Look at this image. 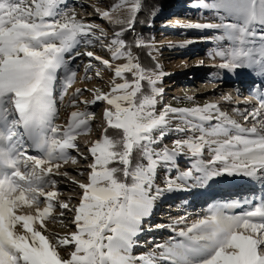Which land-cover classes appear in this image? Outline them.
Returning a JSON list of instances; mask_svg holds the SVG:
<instances>
[{
	"label": "snow or ice",
	"instance_id": "obj_1",
	"mask_svg": "<svg viewBox=\"0 0 264 264\" xmlns=\"http://www.w3.org/2000/svg\"><path fill=\"white\" fill-rule=\"evenodd\" d=\"M64 2L0 0V264H264V198L251 210L238 214H229V210L238 206L239 200L215 204L208 214L178 231L172 227L174 234L168 241L155 244L151 253L133 255L157 197L165 191L182 190L181 183L169 179L166 189L156 188L153 193L154 176L162 162L187 154L200 157L207 149L211 159L197 160L199 175L193 176L189 169L180 176L181 182L190 178L202 186L224 174L264 182V121H257L259 127H245L213 103L184 109L166 105L156 114V97L163 93L156 84L165 74L156 73L155 79L149 75L133 55V45L121 38L125 30L133 29L142 0H132L129 11L133 19L107 46L111 51L115 45L113 58H127L114 69L115 77L123 82L113 81L109 93L98 92L93 101H83L112 105L114 110H106L104 115L108 127L120 131L109 136L106 128L102 139L89 148L94 162L89 182L78 184L83 190L79 204L74 208L59 204L62 210L75 212L72 223L76 231L52 244L33 227L36 221L42 224L55 207L52 201L57 193L45 191L49 184L56 185L51 179L53 168L58 166L54 161L69 159V149L78 148L77 131L86 129L91 117V113L73 111L67 126L53 122L57 115L54 85L57 71L66 67L65 54L82 40L92 45L101 39L94 34L95 25L78 21L75 13H62L59 5ZM204 7L215 10L221 24L187 27L223 28L225 34L218 39H227L229 46L211 54L223 61L217 67L235 75L244 70L254 75L258 72L259 85L254 87L264 89V0H213ZM101 15L103 18L108 13ZM195 42L207 41H190ZM134 46L152 47L139 38ZM83 55L111 67L108 60L91 51ZM126 73H131V80ZM143 80L149 82L150 95L142 94ZM70 82L71 77L66 86ZM81 91L77 89V93ZM138 95L142 96L139 100ZM169 114L184 124L176 127L177 132L199 135L177 139L171 149L157 151L153 145L167 135ZM243 116L246 122L250 117H264V95L259 107ZM213 120L217 121L213 127H204V122ZM33 149L42 155L30 154ZM136 152L146 163L133 165ZM41 197L45 198L42 209ZM25 206H35L36 214H24ZM17 226L30 233V238L18 234ZM66 245L74 246L68 258L57 250V246Z\"/></svg>",
	"mask_w": 264,
	"mask_h": 264
},
{
	"label": "rangeland",
	"instance_id": "obj_2",
	"mask_svg": "<svg viewBox=\"0 0 264 264\" xmlns=\"http://www.w3.org/2000/svg\"><path fill=\"white\" fill-rule=\"evenodd\" d=\"M181 1L180 5L170 3L166 8L153 12L152 17L155 21V27L149 41L144 37L143 39L142 37H135V40L139 38L152 46L151 48H147V53L156 62V68H147L143 66L142 61L138 58L140 64L142 63V67L149 70L148 74L154 79L156 78V73L163 72L165 74L156 84L157 88L163 89V93L156 97L155 111L157 115L166 105L181 109L192 108L197 105L203 106L208 103L218 105L217 103L225 97V94L224 91H219L220 88L213 87L220 81L219 76L222 74V71L228 75H234L227 70L217 67L223 61L211 55L229 46L227 39H218V37L224 36V29H191L187 27L189 24L196 23L221 24V19L218 18L216 11L204 7L205 4L211 5L213 0ZM131 2L132 0H128L127 3L124 0H113L112 2L105 0H65L64 3L59 5V10L62 13H67L68 15L75 13V18L78 21L95 25L94 34L101 37V39L94 41L92 45H85L82 40L72 52L65 54L66 67L57 71V80L53 91L57 115L53 122L58 125L67 126L70 114L73 111L88 112L91 113V117L89 118L88 127L77 131L75 143L78 145V148L69 149V159L67 161H54V164L58 166L53 168L54 175H52L51 179L56 181V185L53 187L49 184L45 188V191H55L57 193L52 201L55 207L51 210L49 216L43 220L42 224L40 221H36L33 224V227L41 231L52 244H56L59 238L70 236L71 233L76 231L72 223L75 212L62 210L59 204L67 203L70 208H74L79 204L83 190L79 188L78 184L89 182L90 166L94 162L89 148L95 141L102 139L106 128L108 131L116 130L108 127L104 115L106 110H114L112 105H109L106 101H98L94 104H85L83 101H93L98 92L109 93L113 86V81L115 83L123 82L122 78L115 77L114 69L118 65L126 63L127 58L126 56L113 58L112 51H115V45H113L111 51L107 46L111 44L115 33L119 31L117 28L119 26H127L128 22L133 19V14L129 11ZM101 9L104 12L106 11L108 15L102 18ZM177 25H184V27H177ZM205 40L207 42L190 43V41ZM88 51L93 52L95 56H99L103 60H108L111 67H106L99 61L83 55V53ZM76 52L81 53V55L75 56ZM132 52L134 56L138 57L136 52L133 50ZM73 57L75 58L73 59ZM89 63L93 67L88 68L87 65ZM97 71L101 73L100 76L96 75ZM125 75L129 80L132 79L131 73H126ZM69 77H71V82L66 86V81ZM146 81L151 92L149 82L148 80ZM77 89L83 91L77 93ZM138 97L142 96L138 95ZM218 109L245 127H252L253 124H257L259 127L257 121L264 120V117L260 118V120L250 118L246 122L244 117H236V114L231 111L232 109L230 110V107H226L225 110L223 105H219ZM245 109L247 108L243 107V110ZM216 122V120L204 122V127L210 129ZM177 126L184 127V124L179 119H173L172 114H169L167 135L160 143L153 145L157 151L165 147L171 149L174 141L177 139L199 135V132H177L175 130ZM119 131L116 130V132ZM154 135L158 136L159 132H155ZM184 151L187 153L186 148ZM30 154L42 155L40 152L34 151H31ZM72 158H75V162ZM199 159H203L205 162L211 159V155L207 149L204 150L200 157H191L190 154L182 155L170 162H162L157 166L153 180V193H155L156 188L166 189L169 179L181 183L182 190L165 191L157 197L152 210L154 215L152 214V218L149 217L144 221L143 227L145 231L137 237L139 246L133 249V255L154 251L152 250V243L149 244V250H145L143 246H140V243L144 241L142 238L149 237V241L155 238V244L163 243L168 241L169 237L174 234L171 230L172 227L176 231L185 227V224H175V222L185 221L182 220L185 216L184 212H179L173 214L172 217L165 218L157 215L155 212L159 208L168 209L167 207L172 203V201L167 200L168 198L174 195H184L186 198L188 197L187 200H194L214 189L215 186L227 188L231 185L241 184L246 181L245 178H248L243 175L224 174L210 179L202 186L190 178H185V182H181L179 180L180 176L189 169H192L193 176L199 175L195 170L196 162ZM186 192L187 194H185ZM186 198H183L184 201ZM162 200H166L165 203L168 205L166 208L159 206ZM239 201V205H241L244 199L240 198ZM230 202L232 201L228 203ZM39 206L41 209L45 206L44 197L40 198ZM199 208V204H196L197 215L201 213ZM62 211L64 215L61 217ZM22 212L24 214L35 215L36 207L32 206L29 208L25 206ZM240 212L231 209L229 214H238ZM178 214L184 216L181 219L174 220V216ZM206 214L208 213L205 212L201 216H194L193 222ZM17 232L30 238L31 234L19 226H17ZM57 250L62 257L68 258L71 251L74 250V246H57Z\"/></svg>",
	"mask_w": 264,
	"mask_h": 264
},
{
	"label": "trees",
	"instance_id": "obj_3",
	"mask_svg": "<svg viewBox=\"0 0 264 264\" xmlns=\"http://www.w3.org/2000/svg\"><path fill=\"white\" fill-rule=\"evenodd\" d=\"M105 1L112 2L113 0H105ZM170 3H175L176 5H180L182 1L181 0H142V8L135 16V23L133 25V29L125 30L122 34V39H124L128 44L133 45L132 50L136 52L138 58L140 59V61H142L144 67L156 68V62L154 61L153 57L149 56V54L147 53L148 47L136 48L134 46L135 37H140V38L142 37V39L144 37L149 41V39L153 35V31L155 27V21L152 17L153 12L166 8ZM127 26H119L117 29L119 31L121 28L127 29ZM141 84H142V94L150 95L151 92L149 91L147 81L143 80ZM118 133L119 132H116V130L108 131L109 136H117ZM138 161L146 163V161L140 160L139 153L136 152L133 155V165H135V163Z\"/></svg>",
	"mask_w": 264,
	"mask_h": 264
},
{
	"label": "bare ground",
	"instance_id": "obj_4",
	"mask_svg": "<svg viewBox=\"0 0 264 264\" xmlns=\"http://www.w3.org/2000/svg\"><path fill=\"white\" fill-rule=\"evenodd\" d=\"M106 9V8H105ZM103 10H104V8H103ZM106 11H108L107 9H106ZM105 11V12H106ZM104 11H101V13H105ZM228 83V80H226L224 83L222 82V83H220L219 85H217V86H214L213 88H216V87H218V88H220L219 89V91L221 92V91H223L224 90V88L226 87V84ZM253 90V89H252ZM219 93V92H218ZM261 96V95H260ZM259 96V97H260ZM221 106V105H223V107H224V109L226 110V107H230V110H231V108L232 107H236V106H233V104H231V99H228V97H225V102H223V103H219L217 106ZM252 105H254V103H252V104H250V106H252ZM245 112H247V111H242V112H239V113H236V117H239V118H241V117H244L243 116V113H245ZM251 118V117H250ZM250 118H249V120H250ZM260 118H263L262 116H258V117H256V120L257 119H259L260 120ZM264 121V120H263ZM36 150V149H35ZM257 182H259V183H261L262 181H259V180H257ZM244 184H245V187H247V183H248V181H244L243 182ZM239 186H238V188H235V190H233V192H230V193H226L225 195H224V197L222 198V199H225V200H227L228 202L230 201V200H232V197H233V195H235V196H237L238 194H237V192H240V193H243V191H246V188H244V186H242V184H238ZM248 187H251L250 185L248 186ZM189 192V191H188ZM185 194H187V192L185 193ZM178 197V199L179 200H182L183 198H186L184 195H178L177 196ZM238 197V196H237ZM188 198V197H187ZM187 198L185 199V201H187ZM241 198V196L239 197V198H237L238 200ZM195 202H196V199L195 200H193V199H190L188 202H186V203H188L187 205H184L186 208H188L189 209V211H188V213H186V214H184V215H181V214H178V215H176V216H174V220H176V219H181L183 216H184V218H182V220H185V221H179V222H175V224L176 225H183V224H191L192 222H193V217L194 216H201L203 213L201 212L199 215H197L196 214V212L194 211V210H192V209H195V206H196V204H195ZM253 202H255V201H253ZM260 202H262V200L260 201ZM156 203V202H155ZM244 205H246V204H243V206ZM239 206V205H238ZM237 207V206H236ZM235 208V207H234ZM234 208H232V209H234ZM252 208V207H251ZM158 209V208H157ZM196 210V209H195ZM237 210H239V209H235V211H237ZM251 210V209H250ZM156 213H157V215H161V213L162 212H164L163 210H161V209H159V210H157V211H155ZM229 212H231V210H229ZM152 214H153V211L151 212V215H150V217L152 216ZM231 214H233V213H231ZM154 215V214H153ZM152 218V217H151ZM155 218V217H154ZM154 220V219H153ZM157 222V221H156ZM149 236V235H148ZM151 238V237H150ZM142 239H144V238H142ZM141 239V240H142Z\"/></svg>",
	"mask_w": 264,
	"mask_h": 264
}]
</instances>
